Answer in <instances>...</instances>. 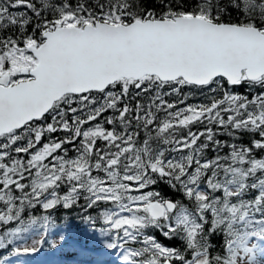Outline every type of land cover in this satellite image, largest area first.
<instances>
[{
    "label": "snow or ice",
    "instance_id": "obj_1",
    "mask_svg": "<svg viewBox=\"0 0 264 264\" xmlns=\"http://www.w3.org/2000/svg\"><path fill=\"white\" fill-rule=\"evenodd\" d=\"M50 229L117 264H264V0H0V264Z\"/></svg>",
    "mask_w": 264,
    "mask_h": 264
},
{
    "label": "rangeland",
    "instance_id": "obj_2",
    "mask_svg": "<svg viewBox=\"0 0 264 264\" xmlns=\"http://www.w3.org/2000/svg\"><path fill=\"white\" fill-rule=\"evenodd\" d=\"M49 236L51 239H55V232L50 231ZM73 250L70 249L67 245L63 248L53 249L49 247L47 250H42L28 257H21L20 259L26 261V264H90L93 260L92 257H97V260H103L104 264H117L116 257L118 253H112L110 255L103 254L99 251L93 252L90 255L82 256V255H71L70 253Z\"/></svg>",
    "mask_w": 264,
    "mask_h": 264
},
{
    "label": "trees",
    "instance_id": "obj_3",
    "mask_svg": "<svg viewBox=\"0 0 264 264\" xmlns=\"http://www.w3.org/2000/svg\"><path fill=\"white\" fill-rule=\"evenodd\" d=\"M134 91V90H133ZM165 91H167V89H165ZM189 89H184V92L185 93H189ZM238 91L240 92H244L245 89L244 88H240L238 89ZM175 96H169V97H166V99H169V100H172L174 99ZM180 98L182 99L183 98V95L180 96ZM204 101V97L200 94V93H197L195 91H192L190 93V98L189 100L187 101L188 103H196V102H203ZM145 103L147 102L146 100L144 101ZM58 227H62V225L59 224L58 222ZM90 228V225H87V224H84L79 218H75L73 221H72V230L73 232H82L83 230H87ZM38 238V237H37ZM177 244H179V242L177 241L176 242ZM50 245V240H49V237H48V242H46L43 247L44 248H48Z\"/></svg>",
    "mask_w": 264,
    "mask_h": 264
},
{
    "label": "bare ground",
    "instance_id": "obj_4",
    "mask_svg": "<svg viewBox=\"0 0 264 264\" xmlns=\"http://www.w3.org/2000/svg\"><path fill=\"white\" fill-rule=\"evenodd\" d=\"M68 264H71V263H68Z\"/></svg>",
    "mask_w": 264,
    "mask_h": 264
}]
</instances>
